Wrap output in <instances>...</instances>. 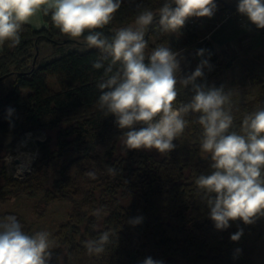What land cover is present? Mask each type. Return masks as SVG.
Wrapping results in <instances>:
<instances>
[{
	"label": "trees",
	"instance_id": "16d2710c",
	"mask_svg": "<svg viewBox=\"0 0 264 264\" xmlns=\"http://www.w3.org/2000/svg\"><path fill=\"white\" fill-rule=\"evenodd\" d=\"M165 2L168 0H122L113 20L99 31L111 38L116 30L134 22L144 9L158 16ZM45 18L48 27L37 29L26 24L20 44L15 48L5 44L0 51L1 80L13 75L12 87L0 97V131L13 138L0 145V158L13 149L14 141L26 131L55 132L54 139L38 141L39 150L48 164L65 159L58 168V177L43 188L41 202L48 205L67 199L73 208L50 237L58 245L53 249L51 264H142L146 257L163 264H246L239 261L237 250L264 223V218L252 225L230 221L228 229H215L208 216L209 208L195 185L199 175L211 172L210 159L200 152L202 130L195 122L196 114L187 117L189 125L174 141L176 148L170 153L125 149L115 117L105 116L96 106L100 95L97 82L103 76V69L92 67L100 55L98 49H70L41 64L32 60L31 51L38 50L40 42L61 43L51 15ZM159 30L156 24L147 29L150 35ZM179 33L186 46L197 52L204 50L202 57L197 55L199 62L216 59L214 45L210 41L202 43L200 29L188 20ZM52 77L58 84L56 90L48 82ZM258 83L254 99L242 102L231 97L235 130L246 114L264 107V82ZM23 89L30 92L24 95ZM189 99L178 96V102ZM69 153L72 156L67 157ZM109 167L117 171L116 176L108 173ZM0 171L5 169L0 167ZM90 171L96 179L86 175ZM2 175L5 185L15 187L14 194L35 195L33 179L18 181L6 173ZM8 194L3 195V200ZM98 208L106 213L100 218L93 215ZM136 217L142 218L141 222L130 224L129 220ZM18 221L25 224L21 217ZM238 229H243V235L233 242L230 236ZM106 230L113 233L111 243L102 255L90 256L84 242ZM233 251L234 258L228 259Z\"/></svg>",
	"mask_w": 264,
	"mask_h": 264
},
{
	"label": "clouds",
	"instance_id": "9594fccd",
	"mask_svg": "<svg viewBox=\"0 0 264 264\" xmlns=\"http://www.w3.org/2000/svg\"><path fill=\"white\" fill-rule=\"evenodd\" d=\"M122 0H0V47L15 48L21 42L24 25L42 13L51 15L53 26L64 36L96 48L100 55L93 69H103L97 82L100 95L97 108L105 116H114L127 150H156L170 153L174 143L189 125L187 117L196 114L201 127L199 148L210 159V174H201L195 185L201 200L209 208L215 229H228L230 221L252 225L264 218V107L246 114L238 130L234 129L232 92L224 86L198 83L211 70L209 59H201L195 70L181 76L180 51L169 46L155 47L146 56V30L156 24L164 33H179L191 17L211 18L215 0H168L158 10L140 11L134 26L120 28L109 38L103 29L114 18ZM237 12L257 29H264V0H238ZM204 50L197 52L203 56ZM147 59V63H145ZM178 85L192 92L187 102H178ZM139 126V127H138ZM108 173L117 175L109 167ZM96 179L94 172H87ZM106 214L103 208L93 215ZM142 218H131L136 225ZM95 227V226H94ZM110 230L84 242L90 256H100L111 243ZM243 229L231 234L238 242ZM48 231L32 235L22 229L15 215L0 219V264H51L58 247ZM240 251V250H237ZM142 264H163L146 257Z\"/></svg>",
	"mask_w": 264,
	"mask_h": 264
},
{
	"label": "rangeland",
	"instance_id": "374dc122",
	"mask_svg": "<svg viewBox=\"0 0 264 264\" xmlns=\"http://www.w3.org/2000/svg\"><path fill=\"white\" fill-rule=\"evenodd\" d=\"M228 3H237L238 0H222ZM222 1H215L217 9L211 18L191 17L188 19L191 25L200 29L202 43L210 41L214 45L215 60L210 61L211 70L205 69V76L198 83H206L209 86H224L225 90H231L242 102H248L258 95L259 83L264 82V29H257L246 17L240 15L236 10L223 9ZM37 29L48 27L49 22L42 13L33 17L30 22ZM134 26V22L126 27ZM148 33L146 30L145 35ZM147 36V35H146ZM61 43L54 44L50 41L39 43V49H32V60L35 58L37 64L49 61L54 57L70 49L84 50L80 41L69 40L62 33L56 37ZM148 47L146 55L158 46H169L174 51H180L184 57L181 61V76L190 74L199 64L197 49L185 45V38L180 33H164L159 30L156 34L147 37ZM3 47V46H2ZM2 50V49H1ZM0 50V51H1ZM207 51L206 54H208ZM35 55V57H34ZM13 75L6 76L0 81V97L12 87ZM53 89H58L54 77L48 80ZM179 96L191 97L190 87L184 89L178 85ZM30 91L23 89L24 95ZM54 131L45 129H33L21 134L15 141L11 151L0 158V219L7 215H18L27 225H22L23 231L32 235L37 231H48L51 235L57 230L59 224L69 218L73 205L67 199H57L45 205L41 202L44 194L43 188L50 186L58 177V168L65 158L60 162L47 163L43 159L38 147V141L54 139ZM8 133L0 131V145L4 146L12 140ZM54 147V146H53ZM1 153H4L2 150ZM22 153L31 154L34 158L29 170L21 175L17 169L16 157ZM72 154L67 156L70 157ZM66 157V158H67ZM45 160V162H43ZM15 161V162H14ZM16 164V165H15ZM18 181L33 179L36 184L35 195L27 193L14 194L15 187L5 185L4 174ZM5 183V184H4ZM9 191V194H8ZM11 192V193H10ZM9 196L3 200V195ZM9 213V214H8ZM12 213V214H11ZM20 216V217H19ZM234 251L228 259L234 258ZM239 261L246 264H264V223L253 233L246 237L240 248Z\"/></svg>",
	"mask_w": 264,
	"mask_h": 264
},
{
	"label": "bare ground",
	"instance_id": "6f19581e",
	"mask_svg": "<svg viewBox=\"0 0 264 264\" xmlns=\"http://www.w3.org/2000/svg\"><path fill=\"white\" fill-rule=\"evenodd\" d=\"M16 159H19V163H17V165L15 164L17 166V169H18L17 173H19L21 175L25 174L29 170V168H30V166L34 160L33 156L31 154H28V153H22L21 155L16 157ZM21 165L26 166V170H21L20 169Z\"/></svg>",
	"mask_w": 264,
	"mask_h": 264
},
{
	"label": "water",
	"instance_id": "95a60500",
	"mask_svg": "<svg viewBox=\"0 0 264 264\" xmlns=\"http://www.w3.org/2000/svg\"><path fill=\"white\" fill-rule=\"evenodd\" d=\"M222 3H223V7H224V8H227V9L237 8V3H228V2H224V1H222ZM149 28H150V26H149ZM146 35H147V36L149 35V31H148V33H147ZM2 78H3V77H0V80H1ZM16 162L19 163V159H16ZM20 169H21V170H26V166L21 165V166H20Z\"/></svg>",
	"mask_w": 264,
	"mask_h": 264
},
{
	"label": "crops",
	"instance_id": "0c3cea01",
	"mask_svg": "<svg viewBox=\"0 0 264 264\" xmlns=\"http://www.w3.org/2000/svg\"><path fill=\"white\" fill-rule=\"evenodd\" d=\"M31 24V23H30ZM2 49V47H0V50Z\"/></svg>",
	"mask_w": 264,
	"mask_h": 264
}]
</instances>
